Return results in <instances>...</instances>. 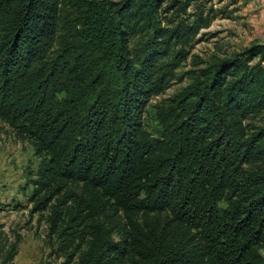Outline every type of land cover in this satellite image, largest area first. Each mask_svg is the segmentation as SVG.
I'll list each match as a JSON object with an SVG mask.
<instances>
[{"label": "trees", "instance_id": "1", "mask_svg": "<svg viewBox=\"0 0 264 264\" xmlns=\"http://www.w3.org/2000/svg\"><path fill=\"white\" fill-rule=\"evenodd\" d=\"M212 13L0 0V122L39 159L29 202L67 262L264 264V44L188 71L145 124Z\"/></svg>", "mask_w": 264, "mask_h": 264}, {"label": "rangeland", "instance_id": "2", "mask_svg": "<svg viewBox=\"0 0 264 264\" xmlns=\"http://www.w3.org/2000/svg\"><path fill=\"white\" fill-rule=\"evenodd\" d=\"M201 4L212 10L214 19L199 32V41L176 71L171 87L147 105L145 124L150 130L156 128L153 106L185 87L188 71L204 67L213 57H228L253 44H264V0H201ZM262 119L251 124L261 125ZM38 164L28 142L0 122V264H75L67 262L58 242L49 234L47 212H32V187L27 183ZM13 246L16 254L8 261Z\"/></svg>", "mask_w": 264, "mask_h": 264}]
</instances>
